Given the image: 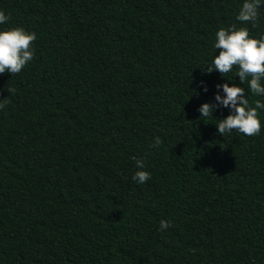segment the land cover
<instances>
[{"label":"trees","instance_id":"16d2710c","mask_svg":"<svg viewBox=\"0 0 264 264\" xmlns=\"http://www.w3.org/2000/svg\"><path fill=\"white\" fill-rule=\"evenodd\" d=\"M242 2L0 0V27L37 34L0 74V264H264V111L259 135L224 137L229 109L198 111L241 83L204 71L218 27L264 35Z\"/></svg>","mask_w":264,"mask_h":264},{"label":"clouds","instance_id":"9594fccd","mask_svg":"<svg viewBox=\"0 0 264 264\" xmlns=\"http://www.w3.org/2000/svg\"><path fill=\"white\" fill-rule=\"evenodd\" d=\"M262 7L264 0H243L237 12V21L241 24L251 23L252 27H256ZM9 21L10 14L0 10V26ZM36 39V32L23 26L0 27V74L5 72L11 75L18 74L32 62L36 54L34 46ZM213 49L219 50L218 54H215L211 62L205 65L204 71L207 73L218 71L226 81H233V77H238L241 83L240 85L228 82L217 84L214 100L199 106L200 117H213L214 109L227 108L229 114L214 123L218 134L224 137L225 134L235 130L245 136L259 135L262 130L260 112L264 111V101L256 99L250 103L247 92L256 97H264V35L252 36L247 27L221 26L215 32ZM234 68L235 72H233ZM230 72H233V76H227ZM202 87L206 92L207 86L202 85ZM7 89L9 95L14 94V89L11 87ZM5 98H0V111L7 107ZM160 142L159 137H154L149 147H158ZM134 159L137 170L132 180L137 184H144L151 179V173L145 170L144 160ZM170 226L171 221L161 219L158 230L163 231Z\"/></svg>","mask_w":264,"mask_h":264}]
</instances>
